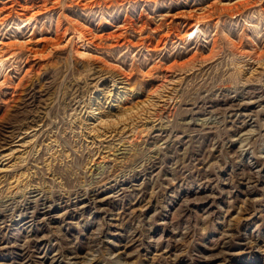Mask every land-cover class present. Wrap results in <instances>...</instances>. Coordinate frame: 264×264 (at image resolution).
I'll return each instance as SVG.
<instances>
[{"label": "rangeland", "instance_id": "1", "mask_svg": "<svg viewBox=\"0 0 264 264\" xmlns=\"http://www.w3.org/2000/svg\"><path fill=\"white\" fill-rule=\"evenodd\" d=\"M0 264H264V0H0Z\"/></svg>", "mask_w": 264, "mask_h": 264}]
</instances>
